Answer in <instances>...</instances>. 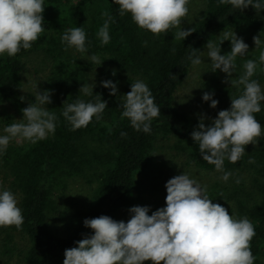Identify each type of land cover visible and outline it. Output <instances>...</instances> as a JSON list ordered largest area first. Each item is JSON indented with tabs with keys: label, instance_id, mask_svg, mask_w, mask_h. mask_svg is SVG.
<instances>
[{
	"label": "trees",
	"instance_id": "16d2710c",
	"mask_svg": "<svg viewBox=\"0 0 264 264\" xmlns=\"http://www.w3.org/2000/svg\"><path fill=\"white\" fill-rule=\"evenodd\" d=\"M203 1L204 13L189 27L193 32L181 41L173 40L176 29L154 36L139 28L129 14H117L118 5L112 0H44V31L32 47L21 49L12 57L0 56V107L10 105L17 111L27 107L28 103L20 100L26 59L42 52L52 60L48 86L52 103L48 109L57 114L58 122L53 135L34 144L10 146L0 156L10 189L20 197L18 206L24 218L19 228L0 227V258H12L18 253L25 264H62L64 250L91 233L83 226L85 218L107 215L116 220L120 212L141 199L138 175L153 166L159 137L175 138V148L184 151L197 167L215 171L213 165L202 160L198 145L190 136L199 118L175 103L176 91L192 66L187 58L189 47L202 51L208 39L214 41L220 32L230 29L261 32L264 36V11L249 6L241 12L231 10L228 4L219 5L217 0ZM108 16L113 19L109 24L110 40L101 45L96 33ZM75 26L85 30V54L101 55L118 72L145 78L154 103L160 107V115L151 121L150 133L133 130L128 120L121 118L118 93L111 96L100 84H95L92 97L79 92L82 84H88L87 73L60 41L63 31ZM241 60L235 63L234 78L243 71ZM252 79L264 83V72L257 69ZM99 95L107 101L102 118H93L87 126L69 130L60 116L63 102ZM254 116L262 125V136L255 145H246L245 154L235 163L225 159L223 167L229 172L245 170L252 175L251 182L246 176L240 179L229 200H236L239 215L247 217L254 226L255 235L249 247L254 264H258L264 257V106ZM2 118L0 109V128ZM122 132L127 135L121 136ZM73 177L84 178L93 192L89 206L72 215L74 223L62 236L51 228L49 215L56 209L57 189H65L66 180ZM252 189L258 192L257 201Z\"/></svg>",
	"mask_w": 264,
	"mask_h": 264
},
{
	"label": "clouds",
	"instance_id": "9594fccd",
	"mask_svg": "<svg viewBox=\"0 0 264 264\" xmlns=\"http://www.w3.org/2000/svg\"><path fill=\"white\" fill-rule=\"evenodd\" d=\"M112 2L118 5L119 16L129 14L139 28L154 36L176 29L173 40L184 41L193 32L192 28L178 27L189 11V0ZM217 3L228 4L231 10L241 12L249 6L264 11V0H217ZM43 11L44 0H0V56L12 57L21 49L32 47V42L44 31ZM110 22L113 19L108 16L96 33L101 45L110 40ZM216 37L215 41H206L204 51L189 47L187 58L193 68L206 59L210 61L211 72L224 73L226 82L239 87V94L230 97V106L218 111L215 118L201 115L190 136L198 145L202 160L213 165L220 173L219 179L227 182L232 174L223 167L225 159L235 163L245 154V146L255 145L262 136V125L254 114L264 106V89L252 77L257 69L264 72V36L260 32L252 37L254 50L259 49L258 57L245 60L242 73L235 79L232 78L234 61L238 55L245 56L249 46L234 30L222 31ZM60 41L65 50L80 54L88 51L82 26L65 29ZM224 41L230 42V50L221 54ZM86 60L90 64L102 63L95 53L87 55ZM100 85L109 90V95L116 96L117 83L101 80ZM34 87V100L20 110L22 118L0 128V155L11 141L34 144L55 133L57 114L46 107L52 103V92L38 90V85ZM94 87V81L82 84L79 92L92 97ZM213 96L214 92L205 91L201 99L215 109L218 101ZM118 98L121 118H126L133 130L150 133L151 121L160 115V107L154 103L146 83L135 80L130 83V91ZM24 99L20 97L21 101ZM106 105L107 101L100 95L89 100L76 97L72 102H63L60 116L70 126L69 130L75 131L87 126L93 118L100 120ZM205 119H210L207 126ZM164 187V206L150 215L149 206H131L127 221L107 215L85 218L83 226L91 233L64 250L62 264H254L249 242L255 229L247 217L237 219L222 204L214 203L207 194V185L186 172L169 178ZM23 219L16 194L0 186V227L19 228Z\"/></svg>",
	"mask_w": 264,
	"mask_h": 264
},
{
	"label": "rangeland",
	"instance_id": "374dc122",
	"mask_svg": "<svg viewBox=\"0 0 264 264\" xmlns=\"http://www.w3.org/2000/svg\"><path fill=\"white\" fill-rule=\"evenodd\" d=\"M189 11L183 18L181 25L182 29L191 27L197 20H199L204 13L205 3L203 0H189L187 5ZM236 33L238 37L243 38L244 42L248 44V53L241 57L237 56L234 63L237 60H241L244 63L247 59L257 58L259 49L254 50V44L252 37L258 34H252L249 32H240L235 29H230ZM215 41V40H214ZM230 42L224 41L221 44V54L229 51ZM204 51V49H202ZM71 57L76 59V63H82L88 77V84L93 81L96 85L100 84L101 80H112L117 83L118 94L122 95L130 91V83L137 79H140L146 83L145 78L139 75H132L124 72H118L116 68L105 61L101 56V65L90 64L86 58L87 54H80L70 49ZM104 60V61H103ZM205 63L193 68L191 66L188 75L181 87L176 91L175 103L179 109L184 112L194 115L200 118L201 115L209 118H215L218 111L227 109L230 106V97L237 96L239 94V87L230 85L226 82L225 74L217 70L215 73L211 72L210 61L207 59ZM237 66L235 64L236 73ZM115 72V75H113ZM233 73V79L234 78ZM52 78V60L43 54L42 52H36L28 56L26 59V68L23 74V88L21 96H24V101L29 103L34 98L35 87L38 85V90L48 89L50 79ZM264 89V83L260 84ZM214 92L213 98L218 101L217 107L212 109L209 107L208 102H203L201 99L203 92ZM264 105V102H262ZM49 108V104L46 105ZM1 109L2 119L1 128L12 122L13 119L22 118V113L17 111L12 106L8 105L6 108ZM5 116L9 119H5ZM204 122L210 123V119H205ZM264 135V134H263ZM24 142L17 143L11 141L8 145L17 146ZM177 143L173 137H159L154 150V163L153 166L143 174L138 175L140 196L141 199L136 201L132 206H149L150 211H155L157 208L163 207L165 203L166 189L164 187L166 181L182 172L188 173L191 177L196 178L202 185H207V194L213 199L214 203L222 204L229 212L237 219L241 218L237 212L236 200H229L233 192L237 189L239 182L243 177H247L251 182L252 175L248 171H234L231 172V176L227 182L219 179L220 173L216 171L203 170L197 167L184 151H179L175 148ZM1 156V155H0ZM6 170L1 164L0 158V186L10 189V180L6 177ZM253 190V189H252ZM93 187L86 182L84 178L73 177L66 180L65 189H57L56 198L57 205L55 211L50 213L51 228L59 235H66L74 223L72 215L78 211L87 208L91 201ZM256 201L258 200V192L253 190ZM225 193V194H223ZM16 197L18 205L20 197L17 193ZM258 195V196H257ZM251 203V202H250ZM131 207V206H130ZM129 207V208H130ZM126 208L116 218L117 221H127L128 209ZM1 240V237H0ZM18 241V239H17ZM19 242V241H18ZM0 264H25L18 253L12 258H0ZM147 264H150L148 262ZM264 264V257L260 259V263Z\"/></svg>",
	"mask_w": 264,
	"mask_h": 264
}]
</instances>
